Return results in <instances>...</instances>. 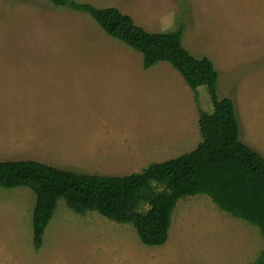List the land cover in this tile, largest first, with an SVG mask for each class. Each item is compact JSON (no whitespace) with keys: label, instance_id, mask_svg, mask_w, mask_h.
<instances>
[{"label":"rangeland","instance_id":"rangeland-1","mask_svg":"<svg viewBox=\"0 0 264 264\" xmlns=\"http://www.w3.org/2000/svg\"><path fill=\"white\" fill-rule=\"evenodd\" d=\"M73 1L114 6L149 32L181 25L182 46L217 71V97L234 102L239 140L264 157V0ZM198 107L211 111L204 86L191 90L165 61L143 68L139 52L88 14L51 0H0V161L139 172L196 147ZM34 202L27 187H0V264H251L264 247L255 226L197 194L177 201L160 246L59 199L35 250Z\"/></svg>","mask_w":264,"mask_h":264},{"label":"trees","instance_id":"trees-1","mask_svg":"<svg viewBox=\"0 0 264 264\" xmlns=\"http://www.w3.org/2000/svg\"><path fill=\"white\" fill-rule=\"evenodd\" d=\"M51 2L88 14L105 34L139 52L143 68L165 61L191 90L204 86L211 111L197 108L201 141L194 149L128 175L76 173L30 159L0 161V187H27L35 196L33 248L41 247L59 199L77 214L95 211L109 220L131 224L142 244L160 246L168 238L177 201L203 194L221 211L255 226L264 237V157L239 140L234 102L217 97L218 74L211 60L182 46V26L149 32L114 6ZM251 264H264V247Z\"/></svg>","mask_w":264,"mask_h":264}]
</instances>
